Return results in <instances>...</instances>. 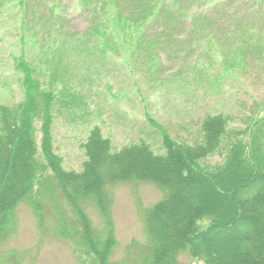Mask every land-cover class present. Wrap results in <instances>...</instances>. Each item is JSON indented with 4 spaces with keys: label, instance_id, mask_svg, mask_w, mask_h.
Listing matches in <instances>:
<instances>
[{
    "label": "rangeland",
    "instance_id": "obj_1",
    "mask_svg": "<svg viewBox=\"0 0 264 264\" xmlns=\"http://www.w3.org/2000/svg\"><path fill=\"white\" fill-rule=\"evenodd\" d=\"M192 1L208 3L196 7L193 16L188 14L190 19H200L194 36L186 34L193 43L161 50L160 60L139 61L133 48L124 44L106 54L93 48L89 55L82 50L60 52L53 45L47 48L58 55L53 145L66 170L81 171L85 156L80 143L95 126L117 149L146 141L161 153L163 134L194 143L201 140L204 117L217 114L228 117V133L221 149L200 161L203 169L223 166L227 148L235 142L250 148L253 162L264 160V0ZM62 2L67 10L66 30L85 33L90 16L78 0ZM16 17V8L0 7V105L9 107L25 96L16 58L25 53L35 64L42 58L39 45L23 44ZM202 36L207 37L200 43ZM35 133L41 151L40 120ZM40 162L45 165L42 157ZM208 182L209 190L226 196ZM61 194L59 190L46 194L38 186L34 199L9 214L0 234V264H87L77 255L73 238L61 229L65 223L71 230L82 218L98 233L111 232L110 261L128 264L146 245L148 213L166 190L153 182L112 180L104 188L102 206L88 198L74 207ZM219 204L223 212L227 205ZM210 223L203 220L199 233L207 231ZM234 232H223L224 237L216 240L219 249L227 248L226 240ZM179 264L202 263L186 252Z\"/></svg>",
    "mask_w": 264,
    "mask_h": 264
},
{
    "label": "trees",
    "instance_id": "obj_2",
    "mask_svg": "<svg viewBox=\"0 0 264 264\" xmlns=\"http://www.w3.org/2000/svg\"><path fill=\"white\" fill-rule=\"evenodd\" d=\"M78 2L90 16V25L81 34L66 30L67 10L62 0H0V7L16 8L23 44L39 45L42 56L40 66L25 53L16 58V69L24 76V100L15 107L0 105V234L9 223V214L34 199L38 186L46 194L59 190L74 207L88 198L102 206L108 181L137 180L161 186L166 195L149 211L147 243L128 264H179L186 252L202 264H264L263 159L258 155L260 159L253 162L250 148L235 142L227 148L223 166L214 171L200 166V161L221 149L229 127L223 114L205 116L200 124L201 140L194 143L163 134L161 153L146 141L117 149L101 127L95 126L80 143L85 156L81 171L64 168L53 145L59 76L54 68L58 55L48 51L51 45L60 52L82 50L89 55L93 48L106 54L124 44L133 48V57L139 61L160 60L161 50L193 43L186 34L194 36L200 19H190L188 14L193 16L196 7L208 5L192 0ZM36 120L42 122L41 151ZM208 181L226 196L209 190ZM220 201L227 205L223 212ZM205 219L211 221V227L199 233ZM61 229L73 238L77 255L85 263L114 264L110 261L111 232H96L84 218L71 230L65 223ZM230 229L235 232L226 240L227 248L219 249L216 240Z\"/></svg>",
    "mask_w": 264,
    "mask_h": 264
}]
</instances>
